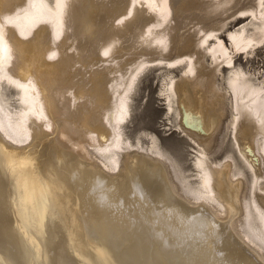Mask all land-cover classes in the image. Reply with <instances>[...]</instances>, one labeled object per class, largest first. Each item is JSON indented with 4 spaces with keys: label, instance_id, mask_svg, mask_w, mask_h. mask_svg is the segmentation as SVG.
I'll return each mask as SVG.
<instances>
[{
    "label": "bare ground",
    "instance_id": "6f19581e",
    "mask_svg": "<svg viewBox=\"0 0 264 264\" xmlns=\"http://www.w3.org/2000/svg\"><path fill=\"white\" fill-rule=\"evenodd\" d=\"M261 46L264 0H0V264H264ZM149 68L193 173L123 131Z\"/></svg>",
    "mask_w": 264,
    "mask_h": 264
},
{
    "label": "rangeland",
    "instance_id": "374dc122",
    "mask_svg": "<svg viewBox=\"0 0 264 264\" xmlns=\"http://www.w3.org/2000/svg\"><path fill=\"white\" fill-rule=\"evenodd\" d=\"M237 26L238 24L235 25V27ZM231 27L234 26L231 25ZM225 37L227 38V36ZM258 52L259 55L253 58L252 63L262 70L264 68V46H261L258 49ZM239 54L242 55L243 58L241 64L246 66V58L243 57L244 54ZM158 72L159 70H155V68H149L140 74L137 90L132 95L130 101V117L124 125L123 131L131 140H134L136 136H139L142 141H147V138L142 133L143 131L153 133L156 136L158 143L164 149L170 151L180 161L185 173H193L194 166L192 160L194 159V150L192 148V144H190V141L186 137L179 134L177 131L174 125L177 121L176 114L170 112L167 113L164 109L166 105L164 104V100L161 99L159 95L161 81ZM174 73L177 74L178 71L175 70ZM8 87L10 86L5 87V92H8L10 102L17 104L15 101L16 94L14 90L12 88L8 89ZM12 93L15 95H12ZM140 130L142 132H140ZM222 146L215 152V156L217 154V156L220 154L222 155ZM223 148L233 150L235 152L232 141L229 138L224 141ZM234 154L237 162L239 164L242 163L241 165H243L244 163L238 154L236 152ZM244 170H246L247 175L251 177V172L246 166L244 167Z\"/></svg>",
    "mask_w": 264,
    "mask_h": 264
},
{
    "label": "snow or ice",
    "instance_id": "6c2138e0",
    "mask_svg": "<svg viewBox=\"0 0 264 264\" xmlns=\"http://www.w3.org/2000/svg\"><path fill=\"white\" fill-rule=\"evenodd\" d=\"M105 55H107V52H105ZM50 59H51V57H50Z\"/></svg>",
    "mask_w": 264,
    "mask_h": 264
}]
</instances>
